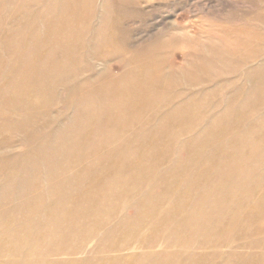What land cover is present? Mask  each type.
<instances>
[{"label":"rangeland","instance_id":"obj_1","mask_svg":"<svg viewBox=\"0 0 264 264\" xmlns=\"http://www.w3.org/2000/svg\"><path fill=\"white\" fill-rule=\"evenodd\" d=\"M20 1L0 0V41L5 39L0 42V62L3 64H0V92H3L0 93V144H3L0 146V264H39L49 260L55 261L53 264H264V201H257L253 205L256 201H253L254 197L259 193L264 196V191L259 192L254 188L242 191L194 188L190 186L192 183L177 187L176 179L189 174H160L168 165H173V162L185 161L188 158L185 143H203L205 139L202 135L207 127L209 133L220 126L228 130L227 141L221 144L229 146L233 151L232 158L221 157L216 162L218 168L215 180L219 183L235 184L228 179V174H222L225 173L222 168L230 167L238 171L251 169L257 163L254 159L242 167L239 156L244 152L245 145L264 139V1ZM54 2H57V7ZM40 14H46L47 20H42L44 17ZM75 19L78 22L75 26H68L62 41L59 38L57 43L48 44L49 27H55L51 26L50 21L58 20L62 26L66 22L71 24ZM114 22L116 31L120 33L117 31L112 40L109 30ZM34 43L35 53L44 50L41 54L46 62L43 57L42 60L34 57ZM36 44L40 48H36ZM160 44L165 46L166 69L172 74L171 83L181 96L180 101L172 107L174 111L169 113L171 119L180 123L178 128L169 130L173 160L144 182H130L132 177L142 174H108L97 167L95 169L99 170L83 174V181L102 178L103 188L95 192L81 189L72 178L82 175L77 176L82 167L96 162L94 160L106 161L107 156L115 162L135 157L138 145L147 143L144 136H153L157 134L155 130H162L151 128L144 135L137 136V140L129 142L125 139L126 132H118L112 125L118 116L109 114L118 109V99L131 90L123 82L125 78L122 79L132 69L130 58L136 54L155 51ZM40 62L41 68L37 66ZM44 66L49 68L45 69ZM54 67L57 68V73L47 78ZM42 68L45 71L43 73ZM48 70L50 71L47 72ZM38 74L42 76L37 77ZM35 78H39L37 80L41 82ZM7 79L8 85L5 83ZM50 80L54 86L49 84ZM60 80L62 81L59 83ZM36 87L42 91L36 92ZM8 97L12 100L11 103ZM204 102L205 112L202 117L196 106ZM189 103L193 105L186 109L185 106ZM28 111L30 115L26 114ZM33 111L38 114L37 117ZM102 117L107 121L104 122ZM238 117L242 120H238ZM130 131L127 134L132 132ZM183 133H188L185 139L179 136ZM118 135L120 143H116ZM114 147L118 150L115 154L104 153L103 149ZM254 147L261 150L257 143ZM63 159H67V162ZM262 175L252 174L251 182L256 179L260 182ZM58 176L61 177L60 180ZM105 179L108 186H105ZM79 196H84V199L81 203L79 201L74 204L76 206L72 211L77 213H69V201ZM183 207L185 209L178 212ZM31 222H37L46 239L24 247L25 244L17 239L24 236L25 232L22 230L31 229ZM70 222L72 226L75 225L72 230L66 227ZM233 233L239 235L232 236ZM4 240L8 246L2 248ZM219 240L226 244L223 248L214 251L208 248L210 243ZM115 244H122L129 249L115 251L111 249ZM59 246L68 250L67 256L58 254ZM166 248L168 251L163 250ZM97 249L102 251L98 250L102 255L98 254ZM15 258L19 260L16 261ZM38 259L40 262H37Z\"/></svg>","mask_w":264,"mask_h":264},{"label":"bare ground","instance_id":"obj_2","mask_svg":"<svg viewBox=\"0 0 264 264\" xmlns=\"http://www.w3.org/2000/svg\"><path fill=\"white\" fill-rule=\"evenodd\" d=\"M20 1V0H19ZM36 2V0H34ZM45 1V0H44ZM43 1V2H44ZM49 1V0H48ZM51 2L52 1H55V0H50ZM57 1V0H56ZM63 1V0H62ZM81 1V0H80ZM133 1V0H132ZM264 1V0H263ZM21 2V1H20ZM42 2V1H40ZM61 2V0H60ZM71 2V0H70ZM82 2V1H81ZM129 2V1H128ZM135 2V1H134ZM26 3V1L24 2ZM46 3V2H45ZM55 3V2H54ZM53 3V4H54ZM57 3V2H56ZM55 3V4H56ZM69 3V2H68ZM100 3V2H98ZM20 4V3H19ZM40 4V3H39ZM42 4V3H41ZM51 4V3H49ZM48 4V5H49ZM54 4V5H55ZM64 4V3H62ZM61 4V5H62ZM66 4V3H65ZM71 4V3H70ZM75 4V3H74ZM73 4V5H74ZM131 4V2H130ZM3 5V4H2ZM6 5V4H5ZM24 5V4H23ZM33 5V4H32ZM52 5V4H51ZM53 5V7H54ZM60 5V3H59ZM89 5V4H87ZM94 5V4H93ZM140 5V3H139ZM262 5V4H261ZM19 6V5H17ZM31 6V5H30ZM35 6V5H33ZM39 6V5H38ZM37 6V7H38ZM44 6V5H43ZM57 7V4L55 5ZM69 6V4H68ZM136 6V5H135ZM257 6V5H255ZM32 7V6H31ZM47 7V6H46ZM48 7H51V6H48ZM55 7V9H57ZM65 7V6H64ZM67 7V6H66ZM71 7V6H70ZM75 7V6H74ZM11 8V7H10ZM59 8V6H58ZM98 8V7H97ZM128 8V7H127ZM257 8V7H256ZM260 8V7H258ZM37 10H40V8ZM44 10V9H43ZM43 10H42V13H43ZM51 10H53L51 8ZM50 10V11H51ZM65 10V8H64ZM49 11V12H50ZM36 12V11H35ZM41 12V10H40ZM46 13V11H44ZM48 12V13H49ZM58 11H56L57 13ZM127 12V11H126ZM98 13V12H97ZM131 13V12H130ZM134 13V12H133ZM33 14V13H32ZM63 14V12H62ZM65 14V13H64ZM73 14V13H72ZM118 14V13H117ZM7 15V14H6ZM42 15V18L44 17V19L42 20H47L45 17L46 14H40ZM99 15V14H97ZM16 16V15H15ZM64 16V15H63ZM128 16V15H126ZM3 17V16H2ZM36 17V16H35ZM33 17V19L35 18ZM65 17V16H64ZM51 18V17H50ZM49 18V19H50ZM56 18V17H55ZM62 18V17H61ZM121 18V17H120ZM244 18V17H243ZM4 19V17H3ZM2 19V20H3ZM20 19V18H19ZM37 19V18H35ZM39 19V18H38ZM40 19H41V16H40ZM124 19V18H123ZM9 20V19H8ZM60 21H63L61 19H58ZM56 20V21H50L51 23V26H55V27H49V30H48V36H49V42L48 44H54L55 42L57 43V41L61 40V38H63L62 36L66 34L67 30L68 29V26L70 25V27L72 26H75V24L78 22V20H73V22L70 24V22H66L65 24H63L61 26V23ZM65 20V19H64ZM67 20V19H66ZM94 20V19H93ZM129 20V19H127ZM239 20V19H238ZM259 20V19H258ZM11 21V20H9ZM8 21V22H9ZM35 21V20H34ZM95 21V20H94ZM106 21V20H105ZM36 22V21H35ZM87 22V21H86ZM85 22V23H86ZM96 22V21H95ZM116 22V21H115ZM114 22V24L111 26V29L109 30L110 31V36L112 38V40L115 39L116 37V28L114 27V25H116V23ZM121 22V21H120ZM126 22V21H125ZM124 22V23H125ZM236 22V21H235ZM43 23V21L41 22ZM84 23V24H85ZM89 23V22H88ZM136 23V22H135ZM239 23V22H237ZM2 24V23H1ZM12 24V23H11ZM20 24V23H19ZM47 24V23H45ZM97 24V23H96ZM95 24V25H96ZM118 24V23H117ZM241 24V23H239ZM246 24V23H245ZM18 25V24H17ZM29 25V24H28ZM37 25V24H36ZM35 25V26H36ZM60 25V26H58ZM88 25V24H86ZM243 25V24H242ZM4 26V24L2 25ZM1 26V27H2ZM6 26V25H5ZM13 26V25H12ZM67 26V28H66ZM90 26V24H89ZM236 26V25H235ZM240 26V25H239ZM246 26V25H245ZM34 27V25H33ZM39 27V26H37ZM77 27V26H76ZM94 27V26H93ZM238 27V26H237ZM18 28V26H17ZM41 28V27H40ZM126 28V27H125ZM1 29V28H0ZM6 29V28H5ZM21 29V28H20ZM28 29V28H27ZM123 29V28H122ZM12 30V29H11ZM26 30V29H25ZM25 30H24V33H25ZM37 30L39 31V28H37ZM23 31V30H22ZM27 31V30H26ZM124 31V30H123ZM126 31V30H125ZM32 32V31H31ZM30 32V33H31ZM41 32V31H40ZM119 32V31H118ZM5 33V32H4ZM44 33V32H43ZM120 33V32H119ZM10 34V33H9ZM13 34V33H12ZM36 34V33H35ZM93 34V32H92ZM5 35V34H4ZM29 35V34H28ZM34 35V34H33ZM9 36V35H8ZM92 36V35H91ZM6 37V36H5ZM126 37V36H125ZM129 37V36H128ZM40 38V37H39ZM1 39H4V38H1ZM25 39V38H24ZM91 39V37H90ZM127 39V38H126ZM5 40V39H4ZM2 40V41H4ZM47 40V41H48ZM63 40V39H62ZM61 40V41H62ZM87 40V39H86ZM0 41V42H2ZM16 42V39L14 40ZM60 41V42H61ZM128 41V40H127ZM154 41V40H153ZM37 43H39L38 41H36ZM124 42V41H123ZM24 43V41H23ZM85 43V42H84ZM126 44V42H124ZM123 43V44H124ZM157 43V42H155ZM47 44V46H48ZM124 44V45H125ZM153 44V43H152ZM1 45V43H0ZM3 45V44H2ZM38 45V44H36ZM41 45V44H40ZM70 45V44H69ZM122 45V44H121ZM120 45V46H121ZM132 45V44H131ZM138 45V44H137ZM90 46V45H89ZM123 46V45H122ZM130 46V45H129ZM40 48V46L38 45L36 48ZM43 47V46H42ZM41 47V49H42ZM53 47V46H52ZM51 47V48H52ZM125 47V46H124ZM141 47V46H140ZM20 48V47H19ZM24 48V47H23ZM35 43L32 47V50L34 51L35 53ZM50 48V47H49ZM70 48V47H69ZM86 48V46H85ZM150 48V47H149ZM164 44H160L158 45L157 49L155 51H150V52H147L145 54H139V55H134L130 58V63H131V66H132V69L131 71L128 73V74H125L122 76V79L123 77L125 78L123 82H125L127 84V88H131V90H129V93L127 92L124 97L122 98H119L118 99V107L116 106V110H113L111 113H109L111 116L112 115H116L118 116L117 120H115V122L112 124L114 125L113 127L115 129L118 130V132H126L125 133V139H127V141L131 142L133 140H137L136 137L139 136V135H144V133H146L149 129L151 128H161L162 130L161 131H157L155 130L154 132H157V134L155 135H146L144 136V139L147 140L146 144H142L141 146L138 145L139 147V150H135V157H126L124 159H120V161H116L113 160V159H110L109 156L106 157V161H100V160H94L96 162H93L91 165H86L84 167H82L78 172H77V176L78 174H82V175H79L78 177H73L72 180L74 182H76V184L81 188V189H84L85 191H89V192H95V191H98V190H101L103 188V181H102V178H92L90 179L89 182H84L83 181V174H90L89 172L91 171H95V170H99V169H102L104 171V173H108V174H114L115 172H119L121 174H142V175H138V176H135V177H132V179L130 180V182H133V181H146L147 179H150V177L152 176V174H158V170L162 169L164 165H167L169 164L173 159H172V155L174 154L173 152V145L171 146V140L172 138L169 136V130L170 128H178L180 126V123L176 120H173L169 117V113H171V111H174L172 110L174 107V105L176 103H178L181 99V96L178 95L176 93V90H175V87L174 85L171 83V79H172V74L170 73V71H168L166 69V54L164 53ZM47 49V48H46ZM56 49H58L56 47ZM66 49V48H64ZM89 49V47L87 48V50ZM114 49V48H112ZM111 49V50H112ZM12 49H10L11 51ZM31 50V49H30ZM38 50V49H37ZM52 50V49H51ZM59 50V49H58ZM116 50V49H115ZM138 50V49H137ZM136 50V51H137ZM149 50V49H148ZM8 51V50H7ZM29 51V50H28ZM44 51V50H43ZM42 51V52H43ZM48 51V50H47ZM46 51V52H47ZM50 51V50H49ZM54 51V50H53ZM52 51V52H53ZM57 51V50H56ZM62 51V50H60ZM59 51V52H60ZM85 51V50H84ZM109 51V50H108ZM19 52V50L17 51ZM27 52V51H25ZM24 52V53H25ZM39 52V53H38ZM41 52V53H42ZM58 52V51H57ZM87 52V51H86ZM6 52H4L5 54ZM23 53V54H24ZM40 51H36V55H34V57L36 56V58L38 60H40L42 57H43V54H41ZM44 53V52H43ZM51 54V52H49ZM54 53V52H53ZM85 53V52H83ZM88 53V52H87ZM107 53V52H106ZM1 54V53H0ZM3 54V53H2ZM3 54V55H4ZM9 54V52H8ZM7 54V55H8ZM15 54V53H14ZM30 54V53H29ZM49 54V55H50ZM55 54V53H54ZM61 54V53H60ZM117 54V53H116ZM2 55V56H3ZM6 55V54H5ZM4 55V57H5ZM47 55V54H46ZM45 55V56H46ZM64 55V54H63ZM88 55V54H87ZM102 55V54H101ZM105 55V54H104ZM115 55V54H114ZM54 56V55H53ZM52 56V57H53ZM58 56V55H57ZM60 56V55H59ZM111 56V55H110ZM7 57V56H6ZM50 57V56H49ZM47 57V58H49ZM51 57V58H52ZM10 58V57H9ZM7 58V59H9ZM20 58V57H19ZM70 58V57H69ZM14 59V58H13ZM23 59V58H22ZM29 59V58H28ZM44 59V57H43ZM54 59V57L52 58V60ZM100 59V58H99ZM104 59H105V56H104ZM264 59V58H263ZM37 60V61H38ZM42 60V59H41ZM45 60V59H44ZM67 60V59H66ZM70 60V59H69ZM87 60V59H86ZM92 60V59H91ZM12 61V59H11ZM32 61V60H31ZM51 61V60H50ZM56 61V60H55ZM88 61V60H87ZM36 62V61H35ZM43 63V61H41ZM38 63L37 66H39V64L42 65V63ZM46 62V60H45ZM54 62V61H53ZM33 64V61L31 62ZM49 63V61H48ZM67 63V62H66ZM1 64V62H0ZM51 64V63H50ZM90 64V63H89ZM253 64V63H252ZM3 65V64H1ZM15 65V64H14ZM19 65V64H17ZM21 65V64H20ZM46 65V64H45ZM66 65V64H65ZM92 65V64H91ZM90 65V66H91ZM248 66V65H247ZM2 67V66H1ZM13 67V66H12ZM11 67V68H12ZM40 67V66H39ZM45 67V66H44ZM36 70H37V67L35 66ZM41 68V67H40ZM49 68V67H48ZM45 67V69H48ZM59 68H60V65H59ZM247 68V67H246ZM245 68V69H246ZM43 69V70H42ZM42 69H39V70H42L41 72L43 73L44 71V68ZM243 69V68H242ZM241 69V70H242ZM14 70V69H13ZM16 70V69H15ZM21 70V69H20ZM33 70V69H32ZM35 70V71H36ZM61 70V68H60ZM59 70V71H60ZM71 70V69H70ZM240 70V71H241ZM11 71V70H10ZM34 71V72H35ZM38 71V70H37ZM50 70H48L47 72H49ZM57 71V68L54 67L52 69V73L49 72V77H48V74H47V78H50V76L53 74L55 75V72ZM67 71V70H66ZM78 71V70H76ZM2 72V71H1ZM6 72V71H5ZM8 72V71H7ZM40 72V73H41ZM45 72V71H44ZM91 72V71H90ZM93 72V71H92ZM91 72V73H92ZM99 72V71H98ZM9 73V72H8ZM13 73V72H12ZM21 73V72H20ZM57 73V72H56ZM242 73V71H241ZM1 74V73H0ZM6 74V73H5ZM19 74V73H18ZM16 74V75H18ZM46 74V73H45ZM77 74V73H76ZM105 74V73H104ZM14 75V74H13ZM21 75V74H20ZM19 75V76H20ZM31 75V74H30ZM96 75V74H95ZM107 75V74H106ZM243 75V74H242ZM10 76V75H9ZM8 76V77H9ZM18 76V77H19ZM42 76V74H41ZM40 74L37 75V77H41ZM65 76V75H64ZM91 76V75H90ZM4 77V76H2ZM6 77V76H5ZM4 77V78H5ZM25 77V76H24ZM53 77V76H52ZM59 77V76H58ZM73 77V76H72ZM89 77V76H88ZM1 78V77H0ZM11 78V76H10ZM13 78V77H12ZM28 78V77H27ZM33 78V76H32ZM46 78V79H47ZM54 78V77H53ZM66 78V77H65ZM68 79H70L69 77H67ZM92 78V77H91ZM36 79V78H35ZM39 79V78H37ZM36 79V80H37ZM44 79V78H43ZM41 78V80H43ZM8 80V79H7ZM13 80V79H12ZM23 80V79H22ZM25 80V79H24ZM23 80V81H24ZM29 80V79H28ZM32 80V79H31ZM35 80V81H36ZM40 80V79H39ZM37 80V81H39ZM53 80V79H52ZM26 81V80H25ZM24 81V82H25ZM51 81V80H50ZM62 80L59 81V83L61 82ZM220 81V80H219ZM9 82V80L7 82H5L6 84ZM12 82V81H11ZM14 82H16L14 80ZM23 82V83H24ZM41 82V81H39ZM53 81H51L49 84H52ZM240 82V81H239ZM253 82V81H252ZM2 83V82H1ZM13 83V82H12ZM18 83V82H17ZM45 83V82H44ZM64 83V81H63ZM86 83V82H85ZM84 83V84H85ZM254 83V82H253ZM4 84V83H3ZM14 84V83H13ZM54 84V83H53ZM52 84V85H53ZM65 84V83H64ZM68 84V83H66ZM73 84V83H72ZM1 85V84H0ZM8 85V84H7ZM33 83H32V87H33ZM40 86L42 84H39ZM87 85V84H85ZM237 85V84H236ZM6 86V85H5ZM27 86V85H26ZM38 86V85H36ZM45 86V84H44ZM43 86V87H44ZM48 86V85H47ZM54 86V85H53ZM67 86V85H66ZM73 86V85H72ZM31 87V89H32ZM39 87V86H38ZM38 87L35 88L36 92L38 90H40V88L38 89ZM42 87V88H43ZM6 88V87H5ZM4 88V89H5ZM11 88V87H10ZM9 88V89H10ZM41 88V89H42ZM52 88V87H51ZM54 88V87H53ZM63 88V87H62ZM61 88V89H62ZM66 88V87H65ZM8 89V88H7ZM17 89V88H16ZM34 89V88H33ZM2 90V89H0ZM10 91V90H9ZM34 91V90H33ZM42 91V90H40ZM5 92V91H4ZM12 92V91H11ZM10 92V93H11ZM30 92V91H29ZM39 92V91H38ZM47 92V91H46ZM53 92V91H52ZM226 92V91H225ZM0 93H3V92H0ZM9 93V94H10ZM35 93V92H33ZM41 93V92H40ZM43 93L45 94L44 90H43ZM193 93V92H192ZM15 94V92H14ZM13 94V96H14ZM18 94H19V90H18ZM31 94V93H30ZM29 94V95H30ZM39 94V93H38ZM48 94V93H47ZM54 94V93H52ZM223 94V93H222ZM227 94V92H226ZM243 94H244V91H243ZM256 94V93H255ZM2 95V94H1ZM4 95V94H3ZM36 95V94H35ZM41 95V94H40ZM50 95V94H49ZM9 96V95H8ZM12 96V95H11ZM12 96V97H13ZM39 96V95H38ZM46 96V94H45ZM188 96V95H187ZM186 96V97H187ZM226 96V95H224ZM3 97V96H2ZM1 97V98H2ZM27 97V96H26ZM44 97V96H43ZM49 97H52V96H48ZM85 97V96H84ZM9 98V97H8ZM14 98V97H13ZM22 98V97H21ZM31 98V97H30ZM5 100L6 97H4ZM10 99V98H9ZM27 99V98H26ZM37 99V98H36ZM35 99V101H36ZM53 99V98H52ZM50 98V100H52ZM58 99V98H57ZM185 99V98H184ZM183 99V100H184ZM224 99V98H223ZM16 100V99H15ZM19 100V99H18ZM34 100V99H33ZM48 100V99H47ZM9 101V100H8ZM11 99H10V103H11ZM25 101V100H24ZM24 101H21V102H24ZM27 101V100H26ZM45 101V100H44ZM43 101V102H44ZM53 101V100H52ZM51 101V102H52ZM46 102V101H45ZM223 102V101H222ZM1 103V101H0ZM16 101L14 102V105H15ZM34 103V102H33ZM36 103V102H35ZM38 103V102H37ZM3 104H6L5 102ZM9 104V102H8ZM7 104V105H8ZM23 104V103H22ZM45 104V103H44ZM223 106V103H221ZM12 105V104H11ZM20 105V104H17V106ZM49 105V104H47ZM114 105V104H112ZM193 103H189L185 106V108H190L192 107ZM13 106V105H12ZM14 109H15V106H13ZM24 107V106H23ZM264 107V106H263ZM9 108V107H8ZM19 109V107H17ZM16 108V109H17ZM21 108V107H20ZM71 108V107H70ZM222 108V107H221ZM1 109V108H0ZM3 109V108H2ZM12 109V108H11ZM73 109V108H72ZM196 109L198 110V112L201 114V116L203 117L204 116V112H205V102L202 103V104H198L196 106ZM262 109V108H261ZM26 111V109H24ZM24 110H22V113L24 114ZM29 110V108L27 109ZM219 110V109H218ZM254 110V109H253ZM15 111V110H13ZM17 111V110H16ZM19 111V110H18ZM38 111V110H37ZM214 111V110H213ZM264 111V109H263ZM3 112V111H2ZM8 112H11V111H8ZM27 112V111H26ZM34 112V111H33ZM215 112V111H214ZM7 113V112H6ZM20 113V112H19ZM31 113V112H30ZM53 113V112H52ZM139 115H136L138 114ZM3 114V113H2ZM12 114V113H11ZM10 114V117H12ZM26 114H29V111L28 113ZM25 114V115H26ZM35 114V112H34ZM13 115V114H12ZM30 115V114H29ZM36 115V114H35ZM38 115V114H37ZM36 115V117H37ZM44 115V114H43ZM57 115V114H56ZM245 115V114H244ZM6 116V115H5ZM16 116V115H15ZM51 117V115H49ZM239 116V115H238ZM258 116V115H257ZM122 117V118H121ZM220 117V116H219ZM4 118V117H3ZM31 118V117H30ZM34 118V117H33ZM106 118H108V116H106ZM206 118V117H205ZM255 118V117H254ZM11 120L13 118H10ZM24 119V118H23ZM51 119V118H50ZM63 119V118H62ZM203 119V118H202ZM7 120V119H6ZM18 120V119H17ZM29 120V118H28ZM27 120V121H28ZM59 120V119H58ZM102 120L104 122H106L107 120H105V117H102ZM237 120V119H236ZM238 120H242L241 117H238ZM246 120V118L244 119ZM7 121H10V120H7ZM14 121V120H13ZM24 121V120H23ZM22 121V122H23ZM113 122V121H111ZM210 122V121H209ZM244 123V121H242ZM39 123V122H38ZM44 123V122H43ZM47 123H49L47 121ZM57 123H60V122H57ZM206 123V122H205ZM45 124V123H44ZM27 125V124H26ZM28 126V125H27ZM204 126V125H203ZM200 127H201V124H200ZM16 128V127H15ZM39 128V127H38ZM245 128V127H244ZM3 129V128H2ZM24 129V128H23ZM200 129V128H199ZM208 129V127H207ZM206 129V132L203 133V138L205 139V141L203 143H196V144H189V143H185L184 147L186 148V151H187V159L185 161H175L173 162V165L170 164L168 165V167H166L160 174H189L187 175L186 177H178L176 179L177 181V187L178 186H186L188 183H192L190 184V186H193L194 188H202V187H206V188H213V189H217V190H222V189H228V190H237V191H242V190H245V189H249V188H254V189H258L259 192H263L264 191V139H259L258 141H252L250 142L251 144H248V145H245L244 146V152L242 153L241 156H239L241 158V163L243 164L242 167H244L245 165H247L248 163H251L254 159L257 160V163H255L253 165V167L251 169H240L238 171L236 170H233L232 168L230 167H226V168H222V171H224L225 173H222V174H228L229 176V180H233L234 183H228V184H223L222 182L219 183L216 179L217 175L215 172H217V169L218 166H216V162L219 158L223 157V158H232V154H233V151L229 149V146H226L225 144H221L222 142H225L227 141L226 138H228V130H225L223 127H219L217 128L215 131H210V133L207 131ZM26 130V129H24ZM33 130V129H32ZM132 132H131V131ZM197 130V129H196ZM34 131V130H33ZM127 131H130L131 133L127 134ZM134 131V132H133ZM200 131V130H199ZM30 132V131H29ZM198 132V131H197ZM3 133V132H2ZM1 134V132H0ZM4 134V133H3ZM186 134L188 133H183L181 135H179L180 137H184V139L186 138ZM245 134V133H244ZM194 135V134H193ZM241 137V136H240ZM2 138V137H1ZM10 138V137H9ZM244 138V137H243ZM152 139H155L157 141H152ZM116 143H120L118 141H121L120 139V136H116ZM13 141H11L12 143ZM157 142V143H156ZM9 143V142H8ZM258 144L259 147H261V150L259 148H256L254 147V144ZM114 144V143H113ZM3 144H0V146H2ZM43 145V144H42ZM116 145V144H115ZM129 145V144H128ZM144 145V146H143ZM134 146V144H133ZM252 147H254V149H252ZM2 148V147H1ZM178 148V147H177ZM104 150V153L106 155H113L115 154L118 150L114 148H105L103 149ZM173 152V154H172ZM186 154V153H185ZM184 154V155H185ZM174 157V155H173ZM185 158V157H183ZM30 160V159H29ZM65 161V159H63ZM39 162V161H38ZM67 162V159L66 161ZM89 162V161H87ZM40 163V162H39ZM38 163V165H40ZM86 163V161H85ZM83 163V164H85ZM63 164V163H61ZM69 164V163H68ZM78 164V163H77ZM50 165V164H49ZM74 165V164H73ZM58 166V165H57ZM48 167V166H47ZM61 167V165H60ZM64 167V166H63ZM71 169H72V164H71ZM99 168V169H95V168ZM65 168V167H64ZM67 168V167H66ZM77 168V167H75ZM22 171V170H21ZM45 171V170H44ZM43 171V172H44ZM63 171H65V169H63ZM67 171V169H66ZM65 171V172H66ZM70 171V170H69ZM74 171V170H73ZM113 172V173H112ZM58 173V172H57ZM72 173V172H71ZM53 174H55L53 172ZM67 174V173H66ZM70 174V172H69ZM75 174V172H74ZM74 174L72 176H74ZM143 174H147V175H143ZM191 174V175H190ZM252 174H263L262 177H261V180L260 182H257V179L252 181L251 182V175ZM43 175V174H42ZM76 175V174H75ZM48 176V175H47ZM56 176V175H55ZM66 176V175H65ZM71 176V174H70ZM157 176V175H156ZM45 177V176H44ZM59 177V176H58ZM86 177V176H85ZM36 178V177H35ZM61 177H59V180H60ZM64 178V177H63ZM66 178H69L68 176H66ZM155 178V177H154ZM157 178V177H156ZM37 179V178H36ZM41 179V178H40ZM43 179V178H42ZM54 179V178H53ZM52 179V180H53ZM153 179V178H152ZM65 180V178H64ZM215 180V182H214ZM227 180V179H226ZM66 181V180H65ZM152 181V180H151ZM43 182V181H42ZM47 182V181H46ZM53 182V181H52ZM134 182V183H135ZM149 182V180H148ZM64 183V182H63ZM150 183V182H149ZM56 184V183H54ZM33 185V184H32ZM108 181L105 179V186H108ZM148 185V184H147ZM146 185V186H147ZM150 186V185H149ZM175 186V187H176ZM63 187V186H62ZM148 187V186H147ZM174 187V188H175ZM146 188V187H145ZM156 188V187H155ZM154 188V189H155ZM34 189V188H33ZM39 189V188H38ZM48 189V188H47ZM51 189V187H50ZM36 190V188H35ZM34 190V192H36ZM56 190V188L54 189ZM44 191V190H42ZM161 191V190H160ZM143 192V191H142ZM153 192V191H152ZM32 193V192H31ZM39 193V192H38ZM50 194V193H49ZM159 194V193H158ZM157 194V195H158ZM29 195V194H28ZM37 195V194H36ZM39 195V194H38ZM53 195V194H52ZM140 195V194H139ZM150 195V194H149ZM30 196V195H29ZM49 197V196H48ZM246 200H247V197L246 196H243ZM51 198V196L49 197ZM195 198V197H194ZM197 198V197H196ZM84 199V196H79V197H74L72 198L69 203H68V206H70L69 210L70 211L69 213H77V212H74L72 211L76 206L74 204L78 203L80 201V203L83 201ZM53 200V199H52ZM256 200V201H255ZM255 203L253 205L256 204L257 201L259 202H262L264 201V196L262 195V193H259L257 196L254 197V200ZM5 202V200H4ZM7 202V201H6ZM79 206V205H78ZM126 208V207H125ZM165 209V208H163ZM162 209V211H163ZM175 209V208H174ZM183 209H185V207H183L181 210L179 209L178 212H181ZM125 210V209H124ZM123 210V211H124ZM156 210V209H154ZM168 210V209H167ZM177 210V209H176ZM8 212V211H7ZM122 212V210H121ZM168 212V211H167ZM120 213V211H119ZM121 214V213H120ZM175 214V213H174ZM149 215V214H148ZM42 216V215H41ZM121 216V215H120ZM166 216V215H164ZM128 218V217H126ZM117 219V218H116ZM157 219V218H156ZM155 219V220H156ZM78 220V219H77ZM132 220V219H131ZM243 220V219H242ZM113 221V220H112ZM111 221V222H112ZM109 222V221H108ZM107 222V223H108ZM116 222V221H115ZM49 223V222H48ZM80 223V222H79ZM23 225V224H22ZM121 225V224H120ZM128 225V224H127ZM162 225V224H161ZM244 225V224H243ZM34 227V228H33ZM66 227L69 229V230H72L73 227H75V225L72 226V222H70L69 224L66 225ZM125 227V226H124ZM30 228L28 231H25L22 230L23 232H25L24 236L21 235V238L20 239H17V241L19 242H22L24 243V247L28 244H37V243H40L41 241L45 240L46 237H45V233H43L42 231L39 230L40 226H38L37 222H34V224L31 222L30 223ZM43 228V227H42ZM47 228V227H46ZM46 228L44 229V231L46 230ZM172 228V227H171ZM13 229V228H12ZM11 229V230H12ZM33 229H35V232L33 233ZM137 229V228H136ZM161 229V228H160ZM159 229V230H160ZM27 230V228H26ZM51 230V229H50ZM49 230V231H50ZM134 230V229H133ZM132 230V231H133ZM177 230V229H176ZM32 231L30 234L29 232ZM162 231V229H161ZM161 231L159 233H161ZM102 232V231H101ZM50 233V232H48ZM100 233V232H99ZM103 233V232H102ZM125 233V232H123ZM128 233V232H127ZM232 233V232H231ZM5 234V233H4ZM23 234V233H22ZM122 234V233H121ZM235 234V236H238L239 233H233L232 236ZM57 235V234H56ZM59 235V234H58ZM69 235V233H68ZM101 235V234H100ZM176 235V234H174ZM48 236V235H47ZM51 235H49L50 237ZM142 236V235H141ZM49 237H47V239H49ZM75 237V236H74ZM121 237V236H120ZM248 237V236H247ZM51 238V237H50ZM123 238V237H122ZM158 238V237H157ZM162 238V237H160ZM207 238V237H206ZM56 239V238H55ZM62 239V237H61ZM60 239V240H61ZM102 239V238H101ZM119 239V238H118ZM180 239V238H179ZM58 240V241H60ZM95 240V239H94ZM98 240V239H97ZM115 240V239H114ZM137 240V239H136ZM156 240V239H154ZM92 241V240H91ZM96 241V240H95ZM119 241V240H118ZM251 241V240H250ZM67 242V241H66ZM243 242V241H242ZM247 242V241H246ZM249 242V241H248ZM4 244H1V247L2 248H5L7 247V242H5V240L3 241ZM59 243V242H58ZM70 243V242H69ZM82 243V242H81ZM154 243V242H152ZM151 243V244H152ZM57 244V243H56ZM94 244V243H93ZM242 244V243H240ZM52 245V244H51ZM62 245V244H61ZM88 245V244H87ZM137 245V244H136ZM224 245H226L224 243V241L222 240H219L217 242L213 241L212 243H210L208 245V248L211 250L213 249H221L224 247ZM65 246V245H64ZM82 246V245H81ZM101 246V245H100ZM151 246V245H150ZM153 246V245H152ZM250 246V245H249ZM54 247V246H52ZM92 247V246H91ZM90 247V248H91ZM167 247V246H166ZM232 247V245H231ZM240 249H243L241 246H239ZM88 248V247H86ZM96 248V247H95ZM94 248V249H95ZM98 248H100L98 246ZM133 248V247H131ZM156 248V247H155ZM199 248V247H198ZM74 249V248H73ZM76 249V248H75ZM93 249V248H92ZM101 249V248H100ZM103 249V248H102ZM101 249V250H102ZM115 251H126L128 250L129 248H125V246H123L122 244H118L111 248ZM154 249V248H153ZM167 249V248H166ZM163 249L165 251H168V249ZM33 250V249H31ZM90 250V249H89ZM99 249H97V252H98ZM99 250V251H101ZM151 250V249H150ZM171 250V249H170ZM261 250V249H260ZM85 251V250H84ZM106 251V250H105ZM134 251V250H133ZM149 251V250H147ZM186 251V250H185ZM199 251V250H198ZM205 251V250H204ZM227 251V250H226ZM26 252V251H25ZM57 252L58 254H62V255H68V250L65 251L64 249H62V246H59L57 248ZM74 252V251H72ZM102 252V251H101ZM99 253L98 254H101L102 253ZM138 252V251H137ZM50 253V252H49ZM93 253V252H92ZM91 253V254H92ZM113 253V252H112ZM119 253V252H118ZM123 253V252H122ZM39 254V253H38ZM47 254V253H46ZM72 254V253H71ZM70 254V255H71ZM77 254V253H76ZM75 254V255H76ZM87 254V253H86ZM97 254V253H96ZM97 254V255H98ZM66 255V256H67ZM88 255V254H87ZM110 255V254H109ZM157 255V254H156ZM49 256V255H48ZM89 256V255H88ZM93 256V254H92ZM95 256V255H94ZM100 256V255H99ZM39 257H40V254H39ZM168 257V256H167ZM22 258H23V254H22ZM25 258V257H24ZM30 258V257H29ZM36 258V257H35ZM38 258V257H37ZM52 258V257H51ZM54 258V257H53ZM63 258V257H62ZM82 258V257H81ZM163 258V257H162ZM165 258V257H164ZM163 258V259H164ZM13 259V258H12ZM10 258V260H12ZM41 259V258H40ZM88 259V258H87ZM93 258L91 257V260ZM16 260V258L14 259ZM19 260V259H18ZM16 260V261H18ZM74 260V259H73ZM78 260V258H77ZM94 260V259H93ZM92 260V262H94ZM97 260V259H96ZM40 262V260L38 259L37 262ZM70 261V260H69ZM72 261V260H71ZM90 261V260H88ZM166 261V260H165ZM164 261V262H165ZM20 262V261H19ZM24 262V261H23ZM32 262V261H31ZM53 262L55 261H52V260H49V261H41L39 264H53ZM163 262V260H162ZM168 262V261H166ZM220 262V261H219ZM236 262V261H235ZM9 263V262H8ZM36 264V262H34ZM74 263V262H73ZM78 263V261H77ZM85 263V262H84ZM86 263H88L86 261ZM20 264V263H19ZM30 264V263H28ZM38 264V263H37ZM62 264V263H61ZM76 264V263H74ZM100 264V263H99ZM185 264V263H184Z\"/></svg>","mask_w":264,"mask_h":264}]
</instances>
